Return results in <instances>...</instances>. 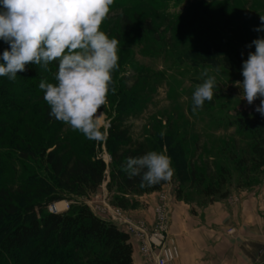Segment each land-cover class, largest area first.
Segmentation results:
<instances>
[{"label":"rangeland","instance_id":"rangeland-1","mask_svg":"<svg viewBox=\"0 0 264 264\" xmlns=\"http://www.w3.org/2000/svg\"><path fill=\"white\" fill-rule=\"evenodd\" d=\"M260 15H264V0H115L102 25L110 38L120 40V68L114 73L117 91L109 93L100 110L99 127L104 135L88 140L52 118L49 108L37 104L39 108L26 120L12 125L14 134L0 141V186L51 184V174L36 157L42 149L51 151L56 145L66 158L74 151L92 152L111 167L106 141L116 120L121 122L118 130L126 129L133 147L146 152L166 150L171 157L174 175L158 197V203L161 196L169 201L170 226L175 201L201 206L211 199L204 195L206 190L218 191L216 200L232 189L258 185L264 168H255L252 140L237 134L233 122L235 109L255 110L260 100L252 105L240 100L241 90L233 82L243 81L239 59L246 60L248 53L255 51L254 45H246L264 37V31H254L261 26ZM7 47L0 40V55ZM217 65L223 66L219 75L212 71ZM204 68L216 75L217 86L212 101L193 114L192 93L202 82ZM161 131L166 133L163 139ZM149 195L129 197L127 206L119 208L129 219L150 229L154 224L132 214L145 206L141 198ZM117 197L121 195L110 193L106 182L84 201L102 209L105 199L118 207L114 204ZM70 204L64 200L46 211L63 213ZM17 254L6 253L3 260L21 264Z\"/></svg>","mask_w":264,"mask_h":264},{"label":"trees","instance_id":"trees-1","mask_svg":"<svg viewBox=\"0 0 264 264\" xmlns=\"http://www.w3.org/2000/svg\"><path fill=\"white\" fill-rule=\"evenodd\" d=\"M243 61L239 59L241 66ZM49 67L51 71L44 72L39 66L29 64L24 72L17 73L15 81L0 77L3 83L0 84V141L14 134L12 125L26 120L39 108L35 107L37 104L48 108L39 83L42 79L53 82L57 65L53 63ZM234 112L233 126L237 134L251 138L253 164L261 170L264 168V116L249 109L237 108ZM119 124L117 120L113 122L106 141L111 167L92 152L74 151L66 158L56 145L51 151L42 149L36 157L51 174V184L36 186L22 182L16 186H0V264H8L3 260L6 253L14 255L16 252L21 264L35 260H40V264L134 263L129 235L98 217L84 199L107 182L110 193L121 195L115 198L114 204L123 209L127 198L159 192L169 182L141 188L139 177L129 178L122 170L128 157H139L146 151L140 146L133 147L126 129L118 130ZM217 193L206 190L204 195L213 202ZM227 196L222 194L220 199ZM40 199L43 201L38 202ZM64 200L71 203L66 212L46 211Z\"/></svg>","mask_w":264,"mask_h":264},{"label":"clouds","instance_id":"clouds-1","mask_svg":"<svg viewBox=\"0 0 264 264\" xmlns=\"http://www.w3.org/2000/svg\"><path fill=\"white\" fill-rule=\"evenodd\" d=\"M115 0H0V40L9 45L0 55V77L15 81L17 73L29 64L57 71L53 82L42 79L39 88L49 108V115L81 133L88 140L102 137L100 111L109 93L117 91L114 73L120 68V40L102 30ZM261 26L254 31H264ZM255 46L243 61V81H234L240 89V100L252 105L264 116V37L254 39L246 47ZM243 55V53L241 54ZM223 66L212 71L220 74ZM201 83L192 93L193 114L206 101H212L217 86L216 75L209 68L200 74ZM166 133L161 131V139ZM129 178L139 177V187H153L170 182L174 175L172 159L164 151L150 150L139 157H128L122 165Z\"/></svg>","mask_w":264,"mask_h":264},{"label":"crops","instance_id":"crops-1","mask_svg":"<svg viewBox=\"0 0 264 264\" xmlns=\"http://www.w3.org/2000/svg\"><path fill=\"white\" fill-rule=\"evenodd\" d=\"M161 193L141 198L145 206L133 217L153 225ZM171 218L170 236L180 251L175 264H264V176L258 185L201 206L175 201ZM131 242L133 264H146Z\"/></svg>","mask_w":264,"mask_h":264},{"label":"built area","instance_id":"built-area-1","mask_svg":"<svg viewBox=\"0 0 264 264\" xmlns=\"http://www.w3.org/2000/svg\"><path fill=\"white\" fill-rule=\"evenodd\" d=\"M96 198L101 200L99 196ZM103 203L105 207L102 209L93 207L92 201L87 204L98 217L129 235L146 264H175L179 260L180 251L170 236L171 209L166 196L160 198L155 209V222L150 229L129 219L123 210L111 206L106 199Z\"/></svg>","mask_w":264,"mask_h":264}]
</instances>
